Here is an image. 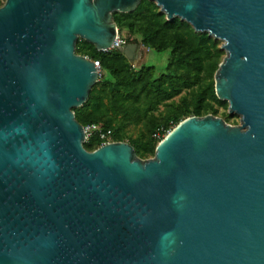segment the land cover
Masks as SVG:
<instances>
[{"label": "water", "instance_id": "obj_1", "mask_svg": "<svg viewBox=\"0 0 264 264\" xmlns=\"http://www.w3.org/2000/svg\"><path fill=\"white\" fill-rule=\"evenodd\" d=\"M142 0H5L0 7V264H264V0H149L221 42L231 126L190 117L139 160L84 149L73 111ZM133 64L143 48L117 49Z\"/></svg>", "mask_w": 264, "mask_h": 264}, {"label": "trees", "instance_id": "obj_2", "mask_svg": "<svg viewBox=\"0 0 264 264\" xmlns=\"http://www.w3.org/2000/svg\"><path fill=\"white\" fill-rule=\"evenodd\" d=\"M113 18L120 36L137 37L144 49L155 54L169 51L167 64L157 75L153 66L133 68L118 50L97 52L78 41L76 54L98 62L102 74L87 101L73 111L81 127L109 131L116 143L127 140L139 160H146L154 156L167 132L187 118L211 115L225 124L239 125V118L228 115L227 102L218 100L213 90L214 75L225 54L221 42L195 33L179 19L167 21L149 0H142L134 12L116 13ZM137 129L139 134L130 136ZM101 146L97 137L84 143L87 152Z\"/></svg>", "mask_w": 264, "mask_h": 264}, {"label": "rangeland", "instance_id": "obj_3", "mask_svg": "<svg viewBox=\"0 0 264 264\" xmlns=\"http://www.w3.org/2000/svg\"><path fill=\"white\" fill-rule=\"evenodd\" d=\"M1 6L2 5H0V7ZM118 35H119V33H118ZM119 38L124 43V45L136 44V45L141 46L140 43H139V41H138V38L137 37L131 36V35L127 34V33H124L122 36L119 35ZM168 55H169V51H166V52H163V53H160V54H155V53L149 52L148 50H146V49L143 48L142 54H141L140 58L138 60H136L131 65L135 69H139L140 67H142L144 65H146V66H153L154 69H155V71H156V74L159 75V74H161V73L164 72V69H165V66L167 64V60H168V57H169ZM101 78H102V74H101V76H100L99 79H101ZM178 101H179V99H176L175 100V102H178ZM238 122H239V120H238ZM138 134H139V130L138 129L137 130H132L130 132V136H132V137H136ZM111 143H116V142H113V139H111V136H110V138L108 139V144H111ZM124 143H127V140Z\"/></svg>", "mask_w": 264, "mask_h": 264}, {"label": "built area", "instance_id": "obj_4", "mask_svg": "<svg viewBox=\"0 0 264 264\" xmlns=\"http://www.w3.org/2000/svg\"><path fill=\"white\" fill-rule=\"evenodd\" d=\"M5 2V0H0V5H3V3ZM125 46L124 43L120 40L119 35L117 34L116 39L113 42V45L110 49L104 51L103 53L109 52L111 50H117L118 48ZM93 62V61H92ZM94 67L97 71L98 74V80L101 76V68L98 62H93ZM87 127V128H86ZM85 128L83 127V132L85 135V142L87 143V141L92 138V137H97L101 142H102V146L108 144V139L110 138L111 134L109 131L105 132L100 130L99 128H97L96 126H86ZM169 132V131H168ZM167 132V133H168ZM101 146V147H102Z\"/></svg>", "mask_w": 264, "mask_h": 264}]
</instances>
